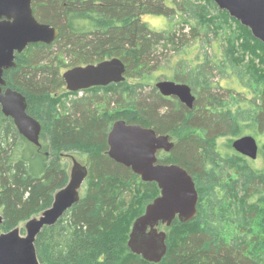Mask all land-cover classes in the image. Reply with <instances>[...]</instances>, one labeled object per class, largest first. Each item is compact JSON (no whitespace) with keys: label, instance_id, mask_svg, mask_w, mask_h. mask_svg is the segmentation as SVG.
<instances>
[{"label":"trees","instance_id":"16d2710c","mask_svg":"<svg viewBox=\"0 0 264 264\" xmlns=\"http://www.w3.org/2000/svg\"><path fill=\"white\" fill-rule=\"evenodd\" d=\"M32 9L59 34L49 44L30 43L16 52L15 66L3 73L6 86L26 97L27 113L41 131L35 145L0 107V232L48 208L69 178L62 154L80 152L87 155L85 193L38 233L41 264H264V239H247L257 220L264 233V142L261 166L234 150L221 153L216 145L217 138H234L246 128L254 137L264 132V43L211 0H32ZM146 14L169 19L170 27L151 28L142 20ZM187 23L192 39L203 30L224 44L222 58L178 63L169 77L191 87L192 108L163 96L154 82L165 77L153 75L165 50L179 52L189 41ZM114 56L125 63L123 81L81 95L64 88L62 68ZM227 67L248 76L249 85L256 82L255 95L236 101L234 109H224L222 96L212 90L216 72L224 74ZM119 118L168 133L174 146L158 162L184 167L198 191L190 220L159 225L167 245L159 262L127 245L133 220L159 188L107 155V133ZM226 221L243 235L227 240L221 233Z\"/></svg>","mask_w":264,"mask_h":264},{"label":"water","instance_id":"95a60500","mask_svg":"<svg viewBox=\"0 0 264 264\" xmlns=\"http://www.w3.org/2000/svg\"><path fill=\"white\" fill-rule=\"evenodd\" d=\"M211 1L264 43V0ZM58 34V27L37 20L32 0H0V107L5 116L12 118L18 132L35 145H39L41 124L27 113L26 97L6 86L3 73L15 66L16 52H22L30 43L49 44ZM125 71L123 60L114 56L70 67L62 77L67 90L77 92L121 82L125 79ZM154 85L162 95L177 96L188 108L193 107L195 96L188 84L161 79ZM107 142L108 155L112 159L131 168L142 181L155 182L159 188V194L133 220L127 239L132 252L148 261L159 262L167 250L166 232L159 225L168 226L175 218L186 222L196 214L198 191L195 182L181 165L158 162L157 151L168 152L174 146L169 134H156L152 128L117 119L107 135ZM232 147L250 159L257 158L259 144L253 135L236 137ZM87 174V165L73 157L67 183L54 193L48 208L25 221V234H21L19 226L0 232V264H41L35 247L38 233L44 226L53 225L79 200Z\"/></svg>","mask_w":264,"mask_h":264},{"label":"rangeland","instance_id":"374dc122","mask_svg":"<svg viewBox=\"0 0 264 264\" xmlns=\"http://www.w3.org/2000/svg\"><path fill=\"white\" fill-rule=\"evenodd\" d=\"M142 20L146 21L148 25L155 30H163L168 29L170 27V20L166 19L160 15H152L146 14L142 16ZM174 23V21L172 22ZM175 28H178V21L173 24ZM173 27V28H174ZM185 40L189 41L184 45L181 51H173L171 49L165 50L159 56V63L154 69L153 75L155 78L157 77H165L162 79H170L171 75L174 73V69L178 65V63L182 64H192L194 66L201 64L204 61V57L208 55L211 59H217L223 57L224 44L218 37H214L210 34V36H206L203 30H199V34L195 38L190 37L189 27L190 23L185 24ZM188 31V32H187ZM68 67L62 68V73L67 70ZM130 81V79H128ZM249 78L248 76H243L242 78L237 75L231 67H227L224 74H219L216 72L215 78L212 80V89L214 92L222 96V100L224 103V109H234L238 104L236 101H242L244 99H249L255 95V84L256 82H252L250 85L248 84ZM154 82V81H153ZM66 89V87H64ZM60 89L58 92L59 96H63L65 94V89ZM244 104V103H243ZM245 105V104H244ZM246 128L243 129L242 133L239 136L250 134ZM252 135V134H251ZM258 136V137H257ZM255 135V138L258 141V144L264 142V132H260V134ZM238 137V136H236ZM236 137L231 136H223L216 139V145L218 150L221 153H226L233 151L232 142ZM259 138V139H258ZM175 140V139H174ZM235 151V150H234ZM73 157L77 159L81 164L87 163V155L85 153L74 152L72 154ZM250 159V158H249ZM253 160L256 166H261L263 163V155L258 151L257 158L250 159ZM64 161L68 165V169L71 168L72 160L70 156L68 158H64ZM233 172V170H232ZM236 175H233L234 178ZM87 185V180H85L83 186L80 189L81 196L85 193V187ZM220 193V190H217ZM205 203V202H204ZM258 221V220H257ZM255 221L252 226V231L247 232V239L251 240L252 237L258 238L262 237L264 239V233L260 230V225ZM25 222H21L18 226L20 228L21 234H25ZM163 229V226L160 228ZM221 233L223 236L229 240L230 238L238 235H243V232L240 231L235 225L226 222L222 223ZM252 243V240H251Z\"/></svg>","mask_w":264,"mask_h":264},{"label":"flooded vegetation","instance_id":"af4514ba","mask_svg":"<svg viewBox=\"0 0 264 264\" xmlns=\"http://www.w3.org/2000/svg\"><path fill=\"white\" fill-rule=\"evenodd\" d=\"M82 65V64H81ZM83 65H85V64H83ZM77 66V65H76ZM162 79V78H161ZM161 79H158V80H161ZM157 80V81H158ZM170 80H172V79H170ZM157 81H155L154 82V84L157 82ZM174 81V80H173ZM176 82V81H175ZM155 86V85H154ZM6 87V86H5ZM4 87V88H5ZM66 87V86H65ZM67 89V88H66ZM69 91V90H68ZM159 91V90H158ZM72 92V91H71ZM78 92V94L79 95H81L82 94V90H80V91H77ZM164 96V95H163ZM173 97H177V96H174V95H172ZM166 97H171V96H166ZM178 98V97H177ZM179 99V98H178ZM180 101V100H179ZM181 102V101H180ZM120 119V118H119ZM117 120V119H116ZM124 120V119H123ZM113 123H114V121H113ZM112 123V124H113ZM128 123V122H127ZM112 124H111V127H112ZM143 126V125H142ZM111 127H110V129H109V131L111 130ZM144 127H149V126H144ZM149 128H152V127H149ZM154 131H155V129L154 128H152ZM109 131H108V133H109ZM156 132V131H155ZM108 133H107V135H108ZM156 134H165V133H157L156 132ZM168 134V133H167ZM170 136V135H169ZM170 139H171V136H170ZM171 140H173V139H171ZM106 141H107V138H106ZM107 145H108V142H107ZM108 149H109V145H108V148H107V151H106V153H107V155H108ZM164 152H167V151H164L163 149H160V150H158L157 151V156L159 155V154H162V153H164ZM169 152V151H168ZM74 152H67V153H64V154H62L63 155V159L64 158H68L69 156H70V158H71V160H72V158H73V156H72V154H73ZM109 156V155H108ZM110 157V156H109ZM75 158V157H74ZM111 158V157H110ZM76 159V158H75ZM77 160V159H76ZM114 160V159H113ZM115 161V160H114ZM86 165H87V163H86ZM87 169H88V167H87ZM88 175V174H87ZM87 179V176H86V178H85V180ZM85 180H84V182H85ZM84 182H83V184H84ZM83 184H82V186H83Z\"/></svg>","mask_w":264,"mask_h":264}]
</instances>
